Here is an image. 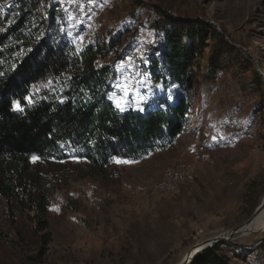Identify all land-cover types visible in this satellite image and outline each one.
<instances>
[{
    "label": "rangeland",
    "instance_id": "rangeland-1",
    "mask_svg": "<svg viewBox=\"0 0 264 264\" xmlns=\"http://www.w3.org/2000/svg\"><path fill=\"white\" fill-rule=\"evenodd\" d=\"M49 3L57 6L63 30L81 48L108 42L117 31L132 26L135 40L126 57L115 60L113 52L99 62L118 72L115 84L138 72L150 73L146 68L155 54L152 47L162 43L163 35L153 25L166 18L162 8L176 25L204 20L226 31V39L231 36L236 48L250 54L253 68L247 61H232L212 75L209 39L193 67L188 121L169 148L139 161H113L104 171L78 158L34 163L41 180L56 187L50 195L49 228L39 231L37 223L43 218L32 205L22 209L18 199L0 191V261L34 264L41 255L43 264H179L197 246L226 236L250 219L264 198V82L253 74L255 69L264 77V0ZM75 8L83 16H77ZM150 78L151 73L138 85L147 99L141 102L133 95L126 109L137 110V103L145 109L158 95L173 98L175 88L164 91ZM115 84L113 92L119 93ZM224 127L228 129L222 131ZM176 169L185 171V183L169 194L157 192L155 183ZM45 184L37 188L39 202ZM225 241L244 246L236 251L247 259L227 252L236 264H264V229Z\"/></svg>",
    "mask_w": 264,
    "mask_h": 264
},
{
    "label": "trees",
    "instance_id": "trees-1",
    "mask_svg": "<svg viewBox=\"0 0 264 264\" xmlns=\"http://www.w3.org/2000/svg\"><path fill=\"white\" fill-rule=\"evenodd\" d=\"M161 13L166 18L153 25L163 35L162 43L152 47L155 54L146 69L154 85H162L164 91L175 88L173 98L158 95L144 111L120 112L109 99L118 72L99 62L113 52L115 60L126 57L135 40L132 26L117 31L108 42L81 48L63 30L61 12L49 0H0V73L4 74L0 76V191L18 199L22 209L26 203L32 205L43 218L37 223L39 231L49 228L50 195L56 187L41 180L33 155L78 158L100 171L113 158L142 160L169 148L183 133L190 112L187 94L195 79L193 67L206 41H213L212 75L232 61H247L253 68L250 54L236 48L231 36L226 39V31L204 20H181L176 25L167 10L162 8ZM253 74L263 84L264 77L255 69ZM49 80L54 83L45 87ZM29 95L37 101L34 107H27L23 99ZM13 100L25 105L24 113L12 110ZM42 183L47 189L39 202L36 194ZM237 249L244 246L223 240L193 257L191 264H236L227 252L247 259ZM34 264H43L41 255Z\"/></svg>",
    "mask_w": 264,
    "mask_h": 264
},
{
    "label": "snow or ice",
    "instance_id": "snow-or-ice-1",
    "mask_svg": "<svg viewBox=\"0 0 264 264\" xmlns=\"http://www.w3.org/2000/svg\"><path fill=\"white\" fill-rule=\"evenodd\" d=\"M4 75L3 73H0V76ZM150 75V73H144V72H138L136 76L129 75L120 81H118L115 84V87L120 90L119 93L113 92L110 94L109 99L114 101L115 108L120 111L124 112L127 108V105L129 103V98L132 97L133 95H136L139 97V101H144L147 99V97L140 91V88L138 87L139 84H144L147 81V76ZM54 82L52 80H49L45 87H51V85ZM157 87H162V85H158ZM40 89L37 88L36 91L38 92ZM122 93V95H121ZM154 94V93H153ZM26 100L27 107H34L37 101L33 98L32 95L25 96L23 98ZM169 99H171V96H169ZM13 105V111L19 112V113H24L25 111V105L22 104L20 100H13L12 102ZM61 103H63V100H61ZM136 108L138 111H144V108L141 106L140 103L136 104ZM215 139V138H214ZM195 150V149H193ZM41 157L33 155L31 157V161L33 163H36L39 161ZM115 162L117 163H129L130 161L126 160H121L119 158H113ZM54 210H59L58 208H54Z\"/></svg>",
    "mask_w": 264,
    "mask_h": 264
},
{
    "label": "built area",
    "instance_id": "built-area-1",
    "mask_svg": "<svg viewBox=\"0 0 264 264\" xmlns=\"http://www.w3.org/2000/svg\"><path fill=\"white\" fill-rule=\"evenodd\" d=\"M75 13L77 16H83L79 8H75ZM228 129L224 127L222 131ZM187 179L185 171L181 169H176L168 172L164 177L155 183V189L161 194H169L175 192Z\"/></svg>",
    "mask_w": 264,
    "mask_h": 264
},
{
    "label": "water",
    "instance_id": "water-1",
    "mask_svg": "<svg viewBox=\"0 0 264 264\" xmlns=\"http://www.w3.org/2000/svg\"><path fill=\"white\" fill-rule=\"evenodd\" d=\"M218 29H220V27H218ZM245 50H247V49H245ZM263 207H264V198H263L261 204L256 208V211H255V213L253 214V216H252L250 219H248L244 224H242V225L236 227L235 229H233V230L227 232V235H226V236H225V235L217 236V237L213 238V241H212V240H211V241H208V242H206L205 244H207V243H214V242L216 243L217 241L230 240V239H232V238L234 237V235L237 234V233H239L240 230H241L245 225H249V224L253 221V219L255 218V215L258 214L259 211H260ZM191 255H192V252H189V253L185 256V258H184L179 264H189V263H191V261H192V259H193V257L191 258Z\"/></svg>",
    "mask_w": 264,
    "mask_h": 264
},
{
    "label": "bare ground",
    "instance_id": "bare-ground-1",
    "mask_svg": "<svg viewBox=\"0 0 264 264\" xmlns=\"http://www.w3.org/2000/svg\"><path fill=\"white\" fill-rule=\"evenodd\" d=\"M264 229V209L262 212L258 213L253 221L249 225H245L239 232V234L248 235L250 232H256ZM211 247V243H207L202 245L201 247L197 246L198 248L192 251L191 258L194 257L200 251L206 249L207 247Z\"/></svg>",
    "mask_w": 264,
    "mask_h": 264
}]
</instances>
